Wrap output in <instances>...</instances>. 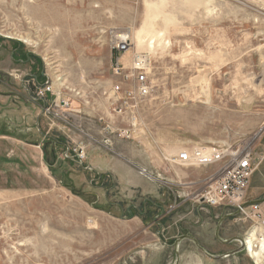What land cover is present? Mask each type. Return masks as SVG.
Returning a JSON list of instances; mask_svg holds the SVG:
<instances>
[{
    "label": "rangeland",
    "instance_id": "1",
    "mask_svg": "<svg viewBox=\"0 0 264 264\" xmlns=\"http://www.w3.org/2000/svg\"><path fill=\"white\" fill-rule=\"evenodd\" d=\"M111 32L131 34L127 67L134 53L151 58L153 92L135 121L137 149L149 148L156 154H148L150 162L159 157L166 167L164 157L197 146L248 151L256 168L248 200L264 198V0H0V264H146L142 224L126 221V207L139 208L144 198L125 197L112 180L103 188L83 164L65 159L44 137L51 135V123L43 103L29 94L33 75L41 85L51 79L63 91H80L83 97H72V109L109 110L105 91L121 81L112 73ZM27 55L31 62L23 64ZM181 170L201 177L180 198L172 193V200L195 205L218 167ZM164 174L168 179L173 172L167 168ZM117 203L124 211L111 205ZM215 210L213 217H220L210 221L211 231L222 217L237 213ZM152 214L159 219L160 212ZM221 228L225 240L247 242L254 232L264 241V223L240 214ZM187 231L197 229L177 226L172 233ZM208 246L222 255L240 244ZM184 254L182 264H264V250L261 262L247 249L222 261L189 244ZM159 257L154 261L174 264L173 250Z\"/></svg>",
    "mask_w": 264,
    "mask_h": 264
},
{
    "label": "crops",
    "instance_id": "2",
    "mask_svg": "<svg viewBox=\"0 0 264 264\" xmlns=\"http://www.w3.org/2000/svg\"><path fill=\"white\" fill-rule=\"evenodd\" d=\"M41 102L43 103L42 110L44 113V102ZM46 117L47 121L51 123V135L47 134L44 135V137L53 140L54 144L62 149L63 157L67 153L69 144L83 145L87 151V159L83 163L84 169L92 172L96 180L102 183L103 188L106 187V183L112 180L113 188L119 190L125 197L128 198L135 194H139L144 198L139 208L135 204L126 207V212L130 214V218L126 221L136 225L138 224L137 222L142 224V235L139 241L143 242V248L148 250V254H146L145 251L141 252L146 254V264H161V261H154V258L156 259L159 255L167 254L168 251L172 250L168 246L172 243L170 240L174 239L176 241V239L180 237L178 235L175 236L176 233H172L177 226H195L197 231L193 233L187 231V234L194 236L199 241L200 245L211 254L215 252H211L208 243L214 246H225V244L220 243L216 239V228L211 231L210 221L220 217L218 214L213 217L216 211L215 208L213 209L205 204L197 202L195 205L188 204L187 200L179 205L178 202H176L177 199H175L174 202L172 200V198L174 199L173 194L176 195V193H179L180 198L182 191L188 193V190L193 187L192 183L201 177V172L190 170L184 175L182 174L181 166L169 162L170 164H167L168 166L166 167V164L159 157L150 162L148 154L153 155L154 158H156V154H151L152 151L149 150V148L137 149L138 145L135 141V138H138L136 136L137 132L134 133L132 140H126L117 135V131L126 129L129 126L130 121L127 117L112 114L106 108H100L98 111L85 110L84 112H82L81 109L73 108L72 113L69 114L68 120L65 123L55 122L48 116ZM72 117L77 123H72L71 120H69ZM108 124L112 125L111 131L105 129ZM55 132L61 135L60 139L53 135ZM262 151H264V148ZM52 153L56 160L55 149L52 150ZM158 158L161 161L158 160ZM56 164L53 165V167L56 166ZM159 166L162 168H159ZM136 168L150 172L147 175L145 174L146 172H140ZM167 168L169 171L173 172L168 179L164 176ZM156 174H161L163 180H159L155 176ZM163 186H170L175 190H162L161 187ZM108 193L109 189L106 191L105 196ZM262 198L263 197L254 199V201H259ZM111 205H116L124 211L125 206L123 204L117 203ZM148 209L150 212H160L159 221L157 220V216H155L152 223L143 221L142 217L146 214ZM211 210H213V212ZM135 211L139 215H133ZM139 216L141 217L138 218ZM163 223L164 226L162 225ZM220 232L223 237L221 238L225 240L223 228H221ZM131 235L135 238L133 233ZM139 235L140 232L136 234V236ZM188 244L195 247L189 240H185L181 243L179 248L181 256L180 264L183 263L185 247L187 248ZM150 252L152 253L151 255Z\"/></svg>",
    "mask_w": 264,
    "mask_h": 264
},
{
    "label": "built area",
    "instance_id": "3",
    "mask_svg": "<svg viewBox=\"0 0 264 264\" xmlns=\"http://www.w3.org/2000/svg\"><path fill=\"white\" fill-rule=\"evenodd\" d=\"M110 48L112 73L121 81L105 91L108 95L109 111L128 118L129 126L116 133L123 139L132 140L140 109L153 92L148 77L151 58L148 53H134L132 64L129 67L125 65L124 58L133 49L129 32L121 34L111 32ZM72 97L81 99L83 96L80 91L68 87H64V91L57 88L51 79L44 85L35 87V98L44 102V114L55 122H67L73 110ZM105 129L111 131L112 125H106ZM64 158L82 166L87 159L86 148L81 144H69ZM168 158L164 157L168 162L178 166H217V172L208 179L212 184L211 188L196 194L197 202L210 208L234 209L246 220L264 223V198L259 200L260 202L244 207L249 203L248 191L256 171L250 152L232 151L231 148L225 147L216 149L197 146L181 150Z\"/></svg>",
    "mask_w": 264,
    "mask_h": 264
},
{
    "label": "water",
    "instance_id": "4",
    "mask_svg": "<svg viewBox=\"0 0 264 264\" xmlns=\"http://www.w3.org/2000/svg\"><path fill=\"white\" fill-rule=\"evenodd\" d=\"M256 202H260V201H255V202H249V203H246L244 205V207H248ZM236 215H239V212L237 211V213L235 214H231V215H227V216H224L220 219V221L218 222L217 224V227H216V231H215V237L216 239L222 243V244H226V245H229V244H232L234 242H238L240 244V247L234 251H231L227 254H223V255H214V254H211L209 253L205 248H203L199 241L192 235H189V234H185V235H182L180 236L178 239H176V241L172 244V245H168L173 251H174V254H175V261H174V264H180V251H179V248H180V245L183 241L185 240H189L191 241L195 247L203 254L205 255L207 258H209L210 260H213V261H222V260H225L227 258H230L236 254H239V253H242L244 251H246V243L243 239L241 238H232V239H227V240H224L221 238L220 236V230H221V226L223 225V223L231 218V217H234ZM160 234V233H159Z\"/></svg>",
    "mask_w": 264,
    "mask_h": 264
},
{
    "label": "bare ground",
    "instance_id": "5",
    "mask_svg": "<svg viewBox=\"0 0 264 264\" xmlns=\"http://www.w3.org/2000/svg\"><path fill=\"white\" fill-rule=\"evenodd\" d=\"M49 3V2H48ZM48 3L46 2V5H48ZM46 7V6H45ZM47 8V7H46ZM102 13V12H101ZM24 42H28L27 40H24ZM137 42L139 46H142L143 42V36L139 35L137 38ZM154 44L151 42L150 46H153ZM30 209V208H29ZM28 211V210H26ZM29 213V212H28ZM23 214V212H22ZM25 216V215H24ZM27 222V221H25ZM58 222V221H57ZM50 230V229H48ZM51 231V230H50ZM42 235V234H41ZM44 240V239H43ZM87 240V239H86ZM245 241V240H244ZM245 243H247L246 245V249H247V253L250 257H252L253 259H255L257 262L260 261V259L262 258L261 252L264 250V241H258L256 234L253 232L249 237L246 238ZM258 242V243H257ZM57 245V244H56ZM64 247V246H63ZM49 248V247H48ZM52 248V247H51ZM254 260V261H255ZM262 260V259H261ZM261 262V261H260ZM55 263V262H54ZM263 263V262H262ZM259 264V263H257Z\"/></svg>",
    "mask_w": 264,
    "mask_h": 264
},
{
    "label": "flooded vegetation",
    "instance_id": "6",
    "mask_svg": "<svg viewBox=\"0 0 264 264\" xmlns=\"http://www.w3.org/2000/svg\"><path fill=\"white\" fill-rule=\"evenodd\" d=\"M27 56H28V59H27V60H24V61L21 60V61L23 62V64H30L31 60H30V58H29V55H27ZM19 61H20V60H16V62H19ZM42 75H43V76H46L44 73H42ZM31 76H33V75H30V79H32V80L34 81V83H33V86H34L33 89H34V91H33V90H30V91H29V94H32L33 97H35V87L38 86V85H39V86H42V85H44L45 83L41 85V84H39V82L37 81L38 78H36L35 76H33V78H31ZM43 76H42V77H43ZM34 77H35V78H34ZM46 78H47V77H46ZM46 82H47V81H46ZM37 100H38V99H37ZM157 220H158V219H157ZM158 221H159V220H158Z\"/></svg>",
    "mask_w": 264,
    "mask_h": 264
},
{
    "label": "trees",
    "instance_id": "7",
    "mask_svg": "<svg viewBox=\"0 0 264 264\" xmlns=\"http://www.w3.org/2000/svg\"><path fill=\"white\" fill-rule=\"evenodd\" d=\"M154 212H156V211H154ZM151 216H152V220H150ZM155 216H157V215L155 214ZM155 216L153 217L152 212H149V209H148L147 212H146V214L142 218H143V221H145L146 223H149V222H151V221H153L155 219ZM162 225L164 226V223Z\"/></svg>",
    "mask_w": 264,
    "mask_h": 264
}]
</instances>
